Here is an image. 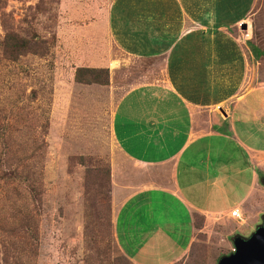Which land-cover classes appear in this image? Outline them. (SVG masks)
<instances>
[{"label": "rangeland", "instance_id": "374dc122", "mask_svg": "<svg viewBox=\"0 0 264 264\" xmlns=\"http://www.w3.org/2000/svg\"><path fill=\"white\" fill-rule=\"evenodd\" d=\"M8 34L33 40L31 52L10 61ZM185 58L208 65L207 85L239 66L250 76L239 93H264V0H0V158L2 143L12 146L8 160L29 179L0 180V264H133L110 223L113 108L128 89L176 76L168 64ZM77 67L106 68L107 83L74 81ZM203 74L178 85L202 91ZM263 188L243 224L198 220L172 264H216L231 252L233 236L261 223Z\"/></svg>", "mask_w": 264, "mask_h": 264}, {"label": "crops", "instance_id": "0c3cea01", "mask_svg": "<svg viewBox=\"0 0 264 264\" xmlns=\"http://www.w3.org/2000/svg\"><path fill=\"white\" fill-rule=\"evenodd\" d=\"M169 65L176 76L128 89L110 124L116 153L109 181L118 196L110 223L119 251L133 264L178 261L198 220H230L234 207L249 217L263 188L264 93L255 87L239 93L250 78L243 67L232 78L224 73L216 86L207 85L204 61ZM202 73V91L179 87L178 77Z\"/></svg>", "mask_w": 264, "mask_h": 264}, {"label": "trees", "instance_id": "16d2710c", "mask_svg": "<svg viewBox=\"0 0 264 264\" xmlns=\"http://www.w3.org/2000/svg\"><path fill=\"white\" fill-rule=\"evenodd\" d=\"M33 40L21 39L13 34H8L4 39L3 43H1L2 50L6 57L10 59V61H14L18 58V56L23 55L24 53L31 52L29 49V44H32ZM36 42H34L35 44ZM250 53L254 58L258 57L262 54L257 48L253 45H250ZM101 74V77L98 75ZM103 76V78H102ZM74 81L78 83H98L104 85L107 83V69L106 68H92V67H77L74 70L73 75ZM12 146L6 143H2V157L0 158V180L3 181H18V182H28V176L21 175L22 169H19L20 162L10 161L8 160L7 153L8 150H12ZM6 158H5V157ZM11 157V155H9ZM105 177L107 178V182L109 183V169L104 172ZM258 180L261 186L264 187V173H258ZM264 215L262 216V218ZM230 253V252H229ZM13 264H17V262H12Z\"/></svg>", "mask_w": 264, "mask_h": 264}, {"label": "water", "instance_id": "95a60500", "mask_svg": "<svg viewBox=\"0 0 264 264\" xmlns=\"http://www.w3.org/2000/svg\"><path fill=\"white\" fill-rule=\"evenodd\" d=\"M231 245L232 251L220 256L216 264H264V217L247 237L233 236Z\"/></svg>", "mask_w": 264, "mask_h": 264}, {"label": "built area", "instance_id": "2783aa9c", "mask_svg": "<svg viewBox=\"0 0 264 264\" xmlns=\"http://www.w3.org/2000/svg\"><path fill=\"white\" fill-rule=\"evenodd\" d=\"M228 217L236 221L237 224L243 223V217L238 208L234 207L228 211ZM232 251V250H231Z\"/></svg>", "mask_w": 264, "mask_h": 264}]
</instances>
